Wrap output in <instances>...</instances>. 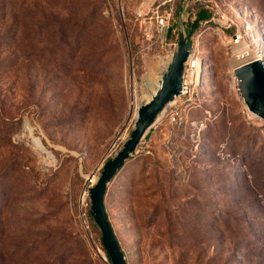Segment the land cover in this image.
<instances>
[{
	"label": "rangeland",
	"instance_id": "1",
	"mask_svg": "<svg viewBox=\"0 0 264 264\" xmlns=\"http://www.w3.org/2000/svg\"><path fill=\"white\" fill-rule=\"evenodd\" d=\"M25 1L32 33L0 32V264H110L85 179L121 150L144 75L184 37L197 80L116 172L105 210L127 264H264V120L230 85L215 27L172 17L163 40L140 0ZM227 1L259 20L264 47V0Z\"/></svg>",
	"mask_w": 264,
	"mask_h": 264
},
{
	"label": "water",
	"instance_id": "2",
	"mask_svg": "<svg viewBox=\"0 0 264 264\" xmlns=\"http://www.w3.org/2000/svg\"><path fill=\"white\" fill-rule=\"evenodd\" d=\"M186 38L177 40L171 59L159 79V89L149 101L136 106L135 122L132 132L123 142L121 150L102 166L96 184L90 188L89 202L91 218L101 234V241L106 250L110 264H127L124 251L118 241L111 225L107 210H105L104 197L108 185L116 172L119 171L135 151V147L144 133L149 131L166 105L173 101L181 91V76L184 62L187 60V51L190 44ZM232 75L239 86L242 104L246 111L264 120V62L263 59L237 65Z\"/></svg>",
	"mask_w": 264,
	"mask_h": 264
},
{
	"label": "built area",
	"instance_id": "3",
	"mask_svg": "<svg viewBox=\"0 0 264 264\" xmlns=\"http://www.w3.org/2000/svg\"><path fill=\"white\" fill-rule=\"evenodd\" d=\"M194 1L200 3V8L208 13L206 18L198 20L197 22H201L202 24L208 22L215 27L214 30L219 37L223 38L222 43L230 53L231 59L234 56H239L241 59L243 56H246L247 58V52L253 50L258 55V58L263 59L264 62V47L261 41L263 40L261 24L245 5L239 3L234 4L227 0H140V10L137 12V15L141 18L148 31L155 29L160 39L162 38L164 40L169 31L172 30V14L176 8V3H180L181 7V10L176 17L178 24L185 23L187 19L191 24L195 19L197 10L190 12V17L188 16L187 10L189 9L190 4ZM255 28L258 32V36L255 34ZM185 41H187V38ZM187 43L190 44V49L187 51V60L183 64L184 69L181 76L182 88L180 95L176 96L178 99L190 93L192 84L197 80V77H195L196 70H198L200 66V59L195 52V44L193 42ZM174 45L176 48L177 42ZM246 62L249 61L246 60L237 65ZM235 66H231V70H229L230 85L239 92V95L241 96L239 86H237L236 80L232 75V70ZM176 97L173 99V103L176 101ZM169 105H166L165 109ZM91 176L92 177H86L85 187L81 194L82 205L86 207L85 210L87 213L85 214H87V217L88 213L91 212L90 202H88V192L97 182V177L96 180H94V175Z\"/></svg>",
	"mask_w": 264,
	"mask_h": 264
},
{
	"label": "trees",
	"instance_id": "4",
	"mask_svg": "<svg viewBox=\"0 0 264 264\" xmlns=\"http://www.w3.org/2000/svg\"><path fill=\"white\" fill-rule=\"evenodd\" d=\"M31 10L32 8L28 9V4H26L25 0H0V32H5L12 36H22L25 33H30L31 31L26 30L27 23L25 21L28 15L31 18L34 17L33 13L30 12ZM180 10L181 7L177 4L172 17L176 19ZM207 16L208 13L205 10L202 8L197 9L195 19L190 24V31L195 30L198 20L204 19ZM186 23H189L188 19ZM88 217L90 220L92 219L91 212L88 213Z\"/></svg>",
	"mask_w": 264,
	"mask_h": 264
},
{
	"label": "bare ground",
	"instance_id": "5",
	"mask_svg": "<svg viewBox=\"0 0 264 264\" xmlns=\"http://www.w3.org/2000/svg\"><path fill=\"white\" fill-rule=\"evenodd\" d=\"M254 52L255 51H253V50L248 51L247 52V55H248L247 58H246V56H243V58L241 59V57H239V56L238 57L234 56L232 58L231 66H235L238 63H241V62L246 61V60L252 61L253 59H258V55L256 54V52L255 53ZM170 59H171V57L168 56L167 60L160 62L159 71L156 72L155 74H153L151 79H150V75H147V74L144 75V83L142 85V100H143V102L149 101L154 96L156 91L159 89L158 87H159L160 75L164 70H166L167 65L170 62ZM195 77H197V72L195 73ZM176 98H178V97H176ZM172 103H173V101H170L167 105L172 104ZM164 110L158 116V118L162 116ZM90 177H92V176L90 175ZM93 179L95 180V175L93 176Z\"/></svg>",
	"mask_w": 264,
	"mask_h": 264
}]
</instances>
